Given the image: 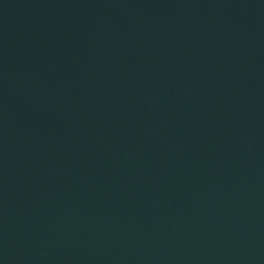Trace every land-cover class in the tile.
<instances>
[{"label": "water", "instance_id": "obj_1", "mask_svg": "<svg viewBox=\"0 0 264 264\" xmlns=\"http://www.w3.org/2000/svg\"><path fill=\"white\" fill-rule=\"evenodd\" d=\"M0 264H264V0H0Z\"/></svg>", "mask_w": 264, "mask_h": 264}]
</instances>
